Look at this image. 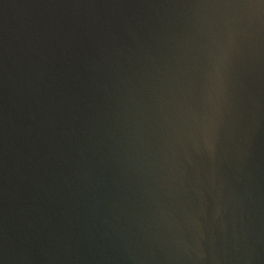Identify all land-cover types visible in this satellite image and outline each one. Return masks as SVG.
<instances>
[{"label":"water","instance_id":"water-1","mask_svg":"<svg viewBox=\"0 0 264 264\" xmlns=\"http://www.w3.org/2000/svg\"><path fill=\"white\" fill-rule=\"evenodd\" d=\"M0 264H264V0H0Z\"/></svg>","mask_w":264,"mask_h":264}]
</instances>
